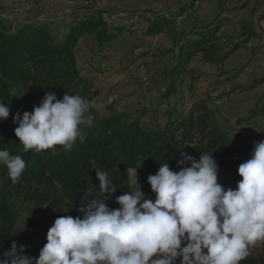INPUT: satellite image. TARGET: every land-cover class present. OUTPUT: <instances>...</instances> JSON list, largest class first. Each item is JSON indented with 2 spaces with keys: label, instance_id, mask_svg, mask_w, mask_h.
<instances>
[{
  "label": "trees",
  "instance_id": "1",
  "mask_svg": "<svg viewBox=\"0 0 264 264\" xmlns=\"http://www.w3.org/2000/svg\"><path fill=\"white\" fill-rule=\"evenodd\" d=\"M197 1L191 0L190 7ZM222 14L221 11L210 22L183 32L177 26V13L167 16L163 9L136 13L139 19H147V36L165 35L171 43L173 66L164 74L166 99L177 97L196 58L201 63L223 67L232 55L260 39L258 33L248 29L239 34L240 44L226 47L219 37L226 21ZM102 16V11L92 10L72 19L61 42L49 24L25 23L12 30L0 18V100L10 108L9 117L0 120V149L6 148L26 162V169L15 184L8 177L6 166L0 165V254L16 242L18 247L26 246L23 254L38 258L54 220L64 215H81L76 209L82 196L99 183L95 169L108 172L119 187L107 201L111 209L119 208L115 196L129 191L127 167L139 168L142 191L146 198L154 200L147 177L156 174L159 164L166 162L171 170L179 171L176 160L183 153L197 159L200 154L212 153L219 168L218 183L225 189H235L242 179L237 174L238 166L251 158L252 151L243 150L207 100L191 104L181 114L178 107L183 101L178 99L163 112L144 108L134 117L105 118L90 106L86 116L92 117V124L81 126L86 139L83 143L78 140L71 152H64L60 146H56L58 155L51 150L22 151L23 146L14 135L18 125L12 119L17 110L31 112L34 105L39 106L45 92H54L58 99L65 94L78 95L91 103L93 81L82 75L78 66V43L92 38L100 49L106 50L126 31L125 26L108 24ZM255 84L264 86V76ZM260 102L262 105L256 104L249 113L264 121V93ZM149 116L155 119L154 124L143 122ZM261 132L264 137V126ZM240 264H264V241L250 246L248 257Z\"/></svg>",
  "mask_w": 264,
  "mask_h": 264
},
{
  "label": "clouds",
  "instance_id": "2",
  "mask_svg": "<svg viewBox=\"0 0 264 264\" xmlns=\"http://www.w3.org/2000/svg\"><path fill=\"white\" fill-rule=\"evenodd\" d=\"M90 106L78 95L58 99L45 92L31 112L17 110L12 119L22 151L58 155L60 146L71 152L78 140L86 139L81 126L92 124L86 116ZM9 114V106L0 100V120ZM180 156L179 171L166 162L147 177L154 200L142 191L139 168L127 167L129 191L115 196L117 209L107 201L119 187L108 172L95 169L99 183L82 196L76 209L81 215L57 217L38 258L23 254L26 246L13 242L0 254V264H177L178 259L179 264H240L250 246L264 241V141L254 142L251 158L238 166L242 179L235 189L218 183L212 153L198 159ZM0 165L14 184L26 169L25 160L6 148L0 149ZM129 184L139 187L132 190Z\"/></svg>",
  "mask_w": 264,
  "mask_h": 264
},
{
  "label": "rangeland",
  "instance_id": "3",
  "mask_svg": "<svg viewBox=\"0 0 264 264\" xmlns=\"http://www.w3.org/2000/svg\"><path fill=\"white\" fill-rule=\"evenodd\" d=\"M105 1L109 2V6L100 5V0H0V18L6 20L12 30H16L25 23L49 24L54 35L61 42L68 33L70 21L78 16L92 10L102 11L103 19L116 15L118 17L115 24H123L126 31L113 47L106 50L100 49L92 38H83L78 43V66L82 75L93 81L91 104L101 117H134L144 108H149L153 112H163L167 110L168 105L175 104L178 99L183 101L178 107L181 114L191 104L207 100L218 120H221L220 123L224 124L230 135L241 143L244 151H253L254 142L264 141L261 132L264 121L251 117L249 113L256 105L248 109H237L231 120L228 118L223 120L220 115L218 116L221 102L232 94H235L238 100L246 97L255 98L256 104L262 105L260 101L264 91L263 87L256 88L257 80L254 76H257V72L244 75L245 66H243L227 78L224 77L228 74V71H224V66L201 63L196 58L189 66L192 72L178 90L177 97L171 96L166 99L167 84L164 74L173 66V54H170L171 43L165 35L155 36L156 40L144 39V37H150L146 35L147 19L141 17L139 19L136 15L138 12H153V7L149 6L150 9L147 11L144 9L147 6L146 3L148 5L162 4L160 8L165 10L167 16L179 14L176 18L178 28L181 31H188L190 30L188 28L192 27L188 25L189 20H195L196 24L203 25L207 23V20L208 22L213 20L221 11L222 16L226 18L231 12L235 15L236 11L246 7L247 4L264 5V0H198L193 8L190 7L191 0ZM184 8L186 9L180 12ZM253 12L254 9L251 14ZM148 18L152 19L150 15ZM224 24L227 25V22ZM247 30L248 24L242 22L238 30L228 31H232V34L221 39L222 44L226 47L240 44L242 39L239 34ZM226 31L227 29H224L222 25L221 35L225 36ZM259 31L260 39L252 42L251 49L249 48L251 43L245 48L249 52L251 50L250 53L253 56L254 51L263 45L261 37L264 35V29ZM137 50L143 51L137 53ZM225 84H229L231 88L228 90ZM222 85H225V91L220 89ZM255 89L260 93H257ZM259 96L261 97L258 98ZM109 97H115V99L109 103ZM244 99H240V102ZM143 122L150 125L155 123V119L149 116L145 117ZM138 182L141 186L143 185L141 179H138ZM138 187V184H132L131 189L135 190Z\"/></svg>",
  "mask_w": 264,
  "mask_h": 264
},
{
  "label": "crops",
  "instance_id": "4",
  "mask_svg": "<svg viewBox=\"0 0 264 264\" xmlns=\"http://www.w3.org/2000/svg\"><path fill=\"white\" fill-rule=\"evenodd\" d=\"M153 3V2H152ZM146 7H144V9H150V7H153V12L157 11L158 9H162L160 8L161 5L159 4H152V5H148V3H146ZM150 6V7H149ZM254 12L251 14V12ZM141 11V10H138ZM240 11V12H239ZM260 13V15H259ZM264 14V5H260L258 6V4L254 5V4H247L246 7H243L242 9L236 11V14L234 15V13L229 14L228 16H226V21L227 25L224 24V29L226 28V34H224L225 36L221 35L220 33V39H224L225 37L229 36L232 34V31L228 32L230 29L234 30V29H239L240 25L242 22H245L248 24V29L251 31H254L258 34H260V29H264V19L261 18L262 15ZM209 20H207L206 22H208ZM123 25V24H122ZM188 25L189 26H201L200 24H196V21L192 20V21H188ZM192 27L188 28L191 29ZM129 28V27H128ZM184 32H188L183 30ZM223 31V30H222ZM261 35V34H260ZM122 37V36H121ZM119 37V39L121 38ZM262 40H263V45L262 47L259 49H256L254 51L255 55H251V50L249 52V50L247 49H241L239 50L237 53H235L234 55H232L223 65L224 66V71H228L227 75H224V77L229 78L230 76H232L236 70L242 68L243 66H246L244 68V75L247 73H251L254 74L255 72H257L258 74H256L257 76H254V79L258 81V79L262 78L264 76V35H262ZM144 39L146 40H156L155 36L154 37H144ZM222 41V40H221ZM255 44V43H254ZM252 43L249 45V48L251 49L252 47ZM247 62L246 64L243 65V63ZM254 80V81H255ZM235 83H237L235 81ZM228 87V90L231 88V86L229 84H225ZM259 87H263V91H264V86H259ZM256 87V88H259ZM256 92L259 91L257 89H255ZM260 93V92H257ZM259 95V94H258ZM261 95V94H260ZM236 95L232 94L230 95V97L225 98L220 105L221 110L219 111L218 116L220 115L223 120L228 118L231 120V118H233L235 116V111L237 109H248V108H252L253 106L256 105V101L254 100L255 98H248L246 97L244 98H240V99H244L242 102H240V99H236L235 98ZM261 96H259L258 98H260ZM257 98V99H258ZM221 121V120H220ZM224 123V122H223ZM224 125V124H223ZM226 126V125H225ZM227 131L229 132V130L227 129Z\"/></svg>",
  "mask_w": 264,
  "mask_h": 264
},
{
  "label": "bare ground",
  "instance_id": "5",
  "mask_svg": "<svg viewBox=\"0 0 264 264\" xmlns=\"http://www.w3.org/2000/svg\"><path fill=\"white\" fill-rule=\"evenodd\" d=\"M122 17H124V16H126V15H121ZM117 17L118 16H116V15H113V16H111L110 18H104L105 20H106V22L108 23V24H110L111 22H113V23H115V20L117 19Z\"/></svg>",
  "mask_w": 264,
  "mask_h": 264
},
{
  "label": "built area",
  "instance_id": "6",
  "mask_svg": "<svg viewBox=\"0 0 264 264\" xmlns=\"http://www.w3.org/2000/svg\"><path fill=\"white\" fill-rule=\"evenodd\" d=\"M100 5H108L109 6V2L105 1V0H100ZM140 51H143V50H137V53H140ZM223 91H225V85H222L221 88Z\"/></svg>",
  "mask_w": 264,
  "mask_h": 264
}]
</instances>
